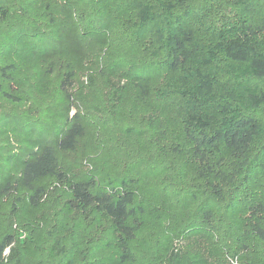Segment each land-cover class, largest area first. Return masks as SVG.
Segmentation results:
<instances>
[{"label": "trees", "instance_id": "obj_1", "mask_svg": "<svg viewBox=\"0 0 264 264\" xmlns=\"http://www.w3.org/2000/svg\"><path fill=\"white\" fill-rule=\"evenodd\" d=\"M12 5L0 4L3 38L54 73L69 107L61 135H42L17 186L0 190L21 186L39 207L54 178L68 197L43 242L1 238L0 264H24L26 251L30 264H264V0ZM7 58L0 55V94L18 102L29 93L15 83L24 69ZM80 70L99 101L79 98L84 113L120 120L129 106V123L115 127L125 136L116 165L127 142L138 146L125 153L138 161L102 184L61 170L60 154L87 132L78 112L69 115Z\"/></svg>", "mask_w": 264, "mask_h": 264}, {"label": "rangeland", "instance_id": "obj_2", "mask_svg": "<svg viewBox=\"0 0 264 264\" xmlns=\"http://www.w3.org/2000/svg\"><path fill=\"white\" fill-rule=\"evenodd\" d=\"M14 1L0 0V4L14 7L12 5ZM58 2L60 4V1ZM3 29L6 30V28L0 29L1 58L4 59V54H6L8 56L6 63L20 62L18 67H23L24 70L20 73L19 81L17 80L15 83L28 90L29 93L27 92L26 96H21V100L18 102L0 94V188L4 187L8 181L17 186L21 166L28 158V151H30V155L37 150L35 146L39 145L42 135L47 136L50 141L61 135L66 127L65 119L62 120L61 116L66 114L65 108L69 107L65 95L59 90V82L54 73L49 74L43 70L44 63L42 61L27 60L29 55L25 54L26 45L22 46L20 50L16 49V54H14L11 43L3 38L10 36V31H5V35L2 36ZM23 42L26 43L25 40ZM20 55L21 57H19ZM88 82L89 71L80 70L77 80L69 87L68 97L69 99L74 98L69 115L71 117L78 112L80 118L87 124V132L84 137L79 138L76 150L60 154L61 170H64L68 176L85 177L88 174H96L100 178L102 177L100 179L102 184L110 177L115 178L121 174L125 170V166H130L129 163L138 161L136 158L128 161L125 156L126 152L132 155L133 150L138 146L132 140L127 142L128 147L125 145L124 152L121 154V164L116 165L119 159L115 155L117 149L114 147L118 148L119 145H122L121 142L125 140V136L121 131H115V127L117 124L129 123V118L126 115L129 106L124 111L126 119L122 115L120 120L111 118L109 112L99 115L91 109L92 111L87 110L84 113L79 98L83 99L86 96L88 104H99L98 98H94L95 94L91 93L87 87ZM142 156L146 157V155ZM150 182L153 183L152 180ZM45 183L46 190L40 199L39 207H35L31 203L28 195L30 194L29 190L27 191L21 186L20 189L17 191L13 189L12 192L0 190V239L10 234L18 238L21 244L31 247L33 240H36L40 235V242H43L46 231L51 229L45 228L46 223L49 227L54 224V215L60 216L59 211L64 200L68 197L65 186L63 187L57 179H47ZM150 229L151 227L141 233L140 245H144L149 238ZM46 238H49L48 234H46ZM48 250L46 256H49L50 249ZM34 253L37 254V252ZM38 257L39 255H35V258ZM30 260H32V256L26 251L24 264H30ZM230 263L239 264L235 259Z\"/></svg>", "mask_w": 264, "mask_h": 264}]
</instances>
